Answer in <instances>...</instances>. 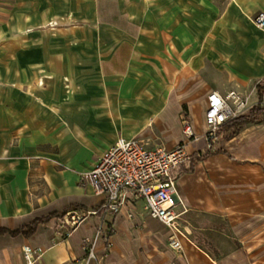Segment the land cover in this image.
Wrapping results in <instances>:
<instances>
[{"label": "crops", "instance_id": "0c3cea01", "mask_svg": "<svg viewBox=\"0 0 264 264\" xmlns=\"http://www.w3.org/2000/svg\"><path fill=\"white\" fill-rule=\"evenodd\" d=\"M149 1L153 31L147 17ZM175 1L0 0V229L14 230L49 217L31 236L0 233V264H27V245L41 250L36 264L244 261L240 248L216 254L188 237L189 225L187 230L180 227L182 215L188 219L202 207L193 194L201 187L209 158L236 160L227 151H207L210 155L194 165L193 158L179 172L178 194L189 206L178 220L180 250L170 247L172 230L150 215L143 199L125 192L118 214L104 212L105 194L95 193L82 180L121 137L141 139L152 148H173L185 140L180 120L184 105H190L197 118L198 103L206 111L211 91L225 95L231 89L245 94L252 90L255 101L261 96L264 28H258L253 17L264 11V0H181L212 6L201 7V12L214 15L219 26L201 46L187 36L182 22L173 27L171 20L166 22L174 13L185 16L177 5L172 9ZM166 5L169 9L161 8ZM51 24L56 26L48 27ZM178 33L181 45L174 39ZM153 38L150 53L144 44ZM156 76L165 81L163 87ZM246 124L230 138L233 155L245 146L249 158L257 160L264 149V122ZM248 130H255V136L247 135ZM223 135L224 131L219 139ZM204 138L208 141L206 135L190 141L188 150L194 154L191 148ZM234 207L228 202L226 208ZM94 210L98 213L77 225L65 218L69 211ZM225 213L243 240V233L250 231L238 228L237 218ZM100 227L97 256L88 261L87 243ZM162 242L170 249L162 251ZM247 247L250 262L264 263L263 246Z\"/></svg>", "mask_w": 264, "mask_h": 264}, {"label": "rangeland", "instance_id": "374dc122", "mask_svg": "<svg viewBox=\"0 0 264 264\" xmlns=\"http://www.w3.org/2000/svg\"><path fill=\"white\" fill-rule=\"evenodd\" d=\"M150 6L148 8V20L150 22V27L153 31V18H152V3L149 1ZM172 9L177 5L178 11L185 14V16L172 17L167 16L166 22L172 21V27L177 23L182 22L184 24V29L186 30L187 36L196 41L198 46H201V42L208 36L209 40L212 38V34L216 31L217 21H215L214 15L209 13L208 17L201 12V7L210 6V2L192 1L183 2L181 0L173 2ZM163 9H169V7L161 6ZM203 13V14H202ZM208 20V23H206ZM253 22V21H252ZM254 23V22H253ZM79 24V23H77ZM83 24V23H81ZM228 26L229 24L226 23ZM56 25L51 24L48 27H55ZM258 27V26H257ZM227 29V27H225ZM259 28V27H258ZM263 29V28H261ZM227 33V32H226ZM154 34V32H153ZM157 40V45L159 44L160 36L157 32L154 36ZM175 41L177 44L181 45L183 37L180 34L175 35ZM153 40L146 42L145 50L152 53V43ZM148 45V46H147ZM224 57H227L225 55ZM141 74V72H140ZM139 74V75H140ZM156 82L160 83L163 87L165 81L158 76L155 77ZM155 82V81H153ZM153 87V83H152ZM249 101L253 102L256 99V94L249 91ZM198 117L196 118L194 114V109L190 105L185 104L183 110L181 111V131L186 137V141L196 140L200 137H205L207 131V126L205 123V106L201 102L198 103ZM198 119V122H197ZM190 120L195 124V136L188 140L187 134L185 133V122ZM264 114L257 116L256 121L253 123H263ZM247 124H243L240 128L242 131L245 129ZM261 129L257 127L256 130ZM224 135L221 139L217 138L215 142L206 141L200 145H195L191 150L194 149L196 153L205 155L207 151H210L216 155L218 150H225L236 158V160H230L228 156H217L209 158L208 165H204L205 174L203 175V180L201 182V187L197 188L194 192L193 197L195 198V203L200 204L198 212L186 219L183 215L180 220V227L183 230H187L185 227L189 225L192 232L189 233L188 237L190 239H199L203 244L208 246L210 250H214L216 254L227 253L232 249L240 248L242 255L244 256V261L242 264H258L262 262H255L254 260L250 262V257L248 255V244L254 246H263L264 248V149L260 152L262 155L257 160L250 159L249 148L243 147L236 149L237 156L233 155L232 151V140L230 136L232 135L233 129L226 131L224 128ZM249 136H255V130L246 132ZM228 141L229 144H228ZM214 156V155H213ZM203 198L204 202L201 203L199 198ZM181 212L186 213L188 211V201L182 198ZM235 204L234 208H226L227 204ZM224 206H226L224 208ZM225 212H229L233 217L237 218L236 224L238 228H246V232L243 233V240L240 236L236 235L235 228L232 227V220L230 215ZM235 221V220H234ZM250 221V222H249ZM162 223V222H161ZM163 229L167 227L162 224ZM162 251L170 249L167 243L162 242ZM264 264V263H262Z\"/></svg>", "mask_w": 264, "mask_h": 264}, {"label": "built area", "instance_id": "2783aa9c", "mask_svg": "<svg viewBox=\"0 0 264 264\" xmlns=\"http://www.w3.org/2000/svg\"><path fill=\"white\" fill-rule=\"evenodd\" d=\"M253 21L260 27L264 26V11L257 12ZM248 95L236 89L229 90L225 95L215 90L208 94L205 123L210 146L211 142L219 138L227 123L248 114L254 106H260L264 110V90L253 102L249 101ZM184 127L188 140L196 135L190 120H186ZM189 142H180L173 148L164 146L152 148L141 139L121 137L101 156L93 169L83 173L82 180L89 184L95 193L105 194V200L101 205L104 212L118 214L123 205L125 192H130L134 198L143 199L150 215L172 230L169 238L170 247L180 250L182 248L180 236L183 234L179 229L178 220L183 212L177 210L182 204L177 190V179L181 168L193 160V154L188 150ZM97 213V210L88 211L86 214L69 211L65 218L71 225H77L86 216ZM101 231L103 230L100 227L96 238L87 243L88 261L94 260L97 256L96 239ZM106 243L108 245V239ZM24 256L27 264H36L41 257V250L27 245L24 247Z\"/></svg>", "mask_w": 264, "mask_h": 264}, {"label": "trees", "instance_id": "16d2710c", "mask_svg": "<svg viewBox=\"0 0 264 264\" xmlns=\"http://www.w3.org/2000/svg\"><path fill=\"white\" fill-rule=\"evenodd\" d=\"M260 114H264V110H262L260 106H254L252 108V110L248 114L241 115L238 118L234 119L233 121L227 123L224 126V128L227 131L230 130V129H233L232 135L229 138L237 135L240 132V130H241L240 127L243 124L256 121L257 116L260 115ZM208 155H210V152H208L205 155H202L200 153H196L195 152L193 154V158H194L193 165L195 164V161L196 160L197 161L198 160H203ZM193 165H192V168L191 169H193ZM184 171L185 170H182V172H184ZM54 215H56V214H52V216H54ZM48 219H49V217H46V218H36L32 223H30L28 225H25V226H22L20 228L14 229V230L0 229V233L7 232V233H10L13 236H16L18 234H23L25 236H31V235H33L36 232V229H37L39 223L46 222Z\"/></svg>", "mask_w": 264, "mask_h": 264}, {"label": "bare ground", "instance_id": "6f19581e", "mask_svg": "<svg viewBox=\"0 0 264 264\" xmlns=\"http://www.w3.org/2000/svg\"><path fill=\"white\" fill-rule=\"evenodd\" d=\"M256 25V24H255ZM256 26H258V25H256ZM259 28H264V26H262V27H260V26H258Z\"/></svg>", "mask_w": 264, "mask_h": 264}]
</instances>
